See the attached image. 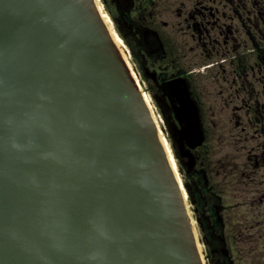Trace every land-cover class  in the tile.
Segmentation results:
<instances>
[{"label":"water","instance_id":"95a60500","mask_svg":"<svg viewBox=\"0 0 264 264\" xmlns=\"http://www.w3.org/2000/svg\"><path fill=\"white\" fill-rule=\"evenodd\" d=\"M0 264H201L91 0H0Z\"/></svg>","mask_w":264,"mask_h":264},{"label":"rangeland","instance_id":"374dc122","mask_svg":"<svg viewBox=\"0 0 264 264\" xmlns=\"http://www.w3.org/2000/svg\"><path fill=\"white\" fill-rule=\"evenodd\" d=\"M99 1L117 35L108 10L117 18L134 49L132 52L122 40L130 54H125V57L150 98L183 186L186 182L193 192H197L202 185L210 192L208 200L219 196L218 200L225 208L219 212L221 217L217 211L212 213L215 217H210L206 207L201 208L206 238L210 241L208 246L186 191L202 246L199 248L202 264H264V66L250 60L247 72L239 78L228 64V57L233 53L243 54L247 48H252L253 42L264 43V0L161 1L159 24L180 42L181 64L186 70L203 74L198 81L199 96L205 116L211 120L215 131L211 141L213 153L204 159L197 154L200 151L198 145L205 142L204 135H200L197 129L198 116L197 120H190L187 132L180 131L172 117L168 127L147 92L146 83L137 73L139 65L136 60L148 73L166 82L177 75L178 70V66L168 64L160 55L157 40L142 23L141 11L150 0ZM194 2L206 10L209 8L212 13L206 12L209 16L202 13V16L194 18L193 7L189 5ZM202 17L206 20L201 21ZM194 23L196 29H193ZM222 55L226 58L222 66L211 69H207L210 65L199 67L201 62L215 61ZM254 109L257 115L262 113L260 126L251 121ZM174 145L180 156L179 162Z\"/></svg>","mask_w":264,"mask_h":264},{"label":"trees","instance_id":"16d2710c","mask_svg":"<svg viewBox=\"0 0 264 264\" xmlns=\"http://www.w3.org/2000/svg\"><path fill=\"white\" fill-rule=\"evenodd\" d=\"M104 1V0H103ZM162 0H150L149 4L145 6L141 11V17H143L144 22L143 25L146 27L148 31H150L157 43L159 45L160 55H163V58L167 61L168 64H173V66H178L177 75H173L168 81H162L154 76L153 74L148 73L145 70L138 60L136 63L139 65L138 74L141 77L142 81H144L147 85V92L151 95L152 99L156 103L160 113L162 114L166 125L169 127V119L172 117V122L175 123L177 121V125L179 126L180 131L187 132L189 128L190 120H195L196 116L199 118V123L197 122V129L200 135H204L205 142L202 145H198L200 151L197 152L202 159L206 158L207 156L213 153L212 151V138L214 137V129L212 126L211 120L209 121L208 118L205 116V108L203 102H201L199 96V84L198 81L200 78L203 77V74L200 72L193 73L192 70H186L185 66L180 62V54H181V47L180 42L176 40V38L168 33L167 31L161 28L159 24L158 17L160 15L159 8L162 7L161 4ZM105 2V1H104ZM191 2V1H190ZM190 7H193L192 14L194 18L198 15L202 16L203 14H207L206 12L212 13V11L206 7L199 5L198 3L194 2V4H189ZM188 5V6H189ZM112 20L116 26L118 36L125 42V44L132 49L134 52L133 47L131 46L130 42L128 41L127 37L123 32V28L121 27L120 23H118L117 18L113 15L111 10H108ZM208 15V14H207ZM210 15V14H209ZM208 15V16H209ZM205 17H202L201 21H205ZM143 21V20H141ZM192 23V22H191ZM193 29H196L195 23L193 24ZM201 30V28H198ZM205 30V29H204ZM254 41V39H253ZM252 48H247L243 54H232L229 58V66L232 72L237 77H242L247 72L249 66L251 65L249 62L253 60L258 65L264 66V43L259 45L253 42ZM249 51V52H248ZM215 61H203L199 65V67L209 66L207 69H211L212 67L222 66L225 62L226 58L224 55L221 56ZM136 59V58H135ZM210 71V70H208ZM172 75V74H171ZM170 75V76H171ZM169 76V77H170ZM199 112V113H198ZM251 121L256 126H260L263 122L262 113L260 112L259 115L256 114L255 109L251 113ZM195 117V118H194ZM197 120V119H196ZM196 122V121H195ZM174 151L176 159L178 162L180 161V156L178 154L177 148L174 145ZM184 186L186 191L191 199L192 204L194 205V212L196 213V220L199 223L200 228L204 232V238L206 245L209 246V240L206 238V228L203 225L201 212L203 211L201 208L207 209V213L209 216H213L212 213H217L222 210L224 211L225 208L222 207V203L220 197L217 196L216 199L208 197L210 192L201 185L197 192H193L192 189L184 182ZM213 200H211V199ZM221 217V215L219 214Z\"/></svg>","mask_w":264,"mask_h":264},{"label":"bare ground","instance_id":"6f19581e","mask_svg":"<svg viewBox=\"0 0 264 264\" xmlns=\"http://www.w3.org/2000/svg\"><path fill=\"white\" fill-rule=\"evenodd\" d=\"M106 32L108 33L114 47L118 50L120 57L122 59V61L124 62V66L126 68V70L128 71V73H130V77L132 78V80L136 83V87L140 93L142 102L146 108V110L148 111V114L150 116V120L152 122V124L154 125L155 129H156V134L158 137V140L161 144L162 150L166 156V160L168 162V166L170 168V171L172 173V176L176 182L177 185V189L180 193V197H181V201L182 204L184 206L185 209V214L189 220V226L194 238V242H195V246L197 249V253H198V257L200 259V262L202 264V258H201V254L199 251V248L202 247L201 244L198 241V237L196 234V227H195V221L192 218L191 215V211L187 202V193L186 190L184 189V186L182 184V180L180 177V174L177 170V166L175 164L174 158H173V154L171 153V150L169 148V144L167 142V139L165 137V134L162 132V128L159 126V123L156 119V114L154 112V107L150 101V98L148 96V94L143 90L140 80L133 68V66L131 65V63L128 62V59L125 57V54H129L128 50L126 49L122 39L117 35V33L115 32L112 22L109 18V16L106 14V12L104 11L102 4L100 3L99 0H91ZM130 55V54H129ZM128 55V56H129ZM129 58V57H128Z\"/></svg>","mask_w":264,"mask_h":264},{"label":"flooded vegetation","instance_id":"af4514ba","mask_svg":"<svg viewBox=\"0 0 264 264\" xmlns=\"http://www.w3.org/2000/svg\"><path fill=\"white\" fill-rule=\"evenodd\" d=\"M208 244H209V246H210V241H209V243H208ZM212 251H213V250H211V252H212Z\"/></svg>","mask_w":264,"mask_h":264}]
</instances>
